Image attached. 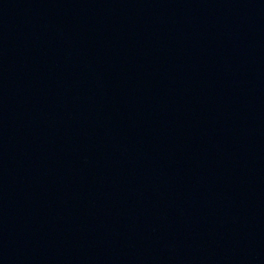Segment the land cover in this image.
<instances>
[{
  "label": "water",
  "instance_id": "95a60500",
  "mask_svg": "<svg viewBox=\"0 0 264 264\" xmlns=\"http://www.w3.org/2000/svg\"><path fill=\"white\" fill-rule=\"evenodd\" d=\"M0 264H264V0H0Z\"/></svg>",
  "mask_w": 264,
  "mask_h": 264
}]
</instances>
